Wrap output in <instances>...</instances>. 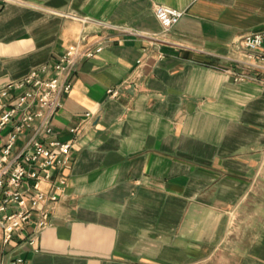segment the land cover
<instances>
[{
	"label": "crops",
	"instance_id": "1",
	"mask_svg": "<svg viewBox=\"0 0 264 264\" xmlns=\"http://www.w3.org/2000/svg\"><path fill=\"white\" fill-rule=\"evenodd\" d=\"M158 5L185 14L166 30ZM262 29L264 0L0 1V92L79 52L47 138L73 144L65 190L36 244L0 236V256L264 264V71L239 44Z\"/></svg>",
	"mask_w": 264,
	"mask_h": 264
},
{
	"label": "built area",
	"instance_id": "2",
	"mask_svg": "<svg viewBox=\"0 0 264 264\" xmlns=\"http://www.w3.org/2000/svg\"><path fill=\"white\" fill-rule=\"evenodd\" d=\"M155 14L163 28L169 30L185 12L158 5ZM239 44L248 50V64L264 71V29L246 34ZM78 58V50L71 47L59 62L32 70L0 92V99L7 100L0 114V236L5 246L11 245L17 236L34 246L38 234L50 223V213L42 204L57 201L65 190L66 180L55 174L70 167L73 144L47 138L54 132L53 114L63 107L61 96L72 89L71 76ZM37 118H41L40 127L14 155L19 139L34 128ZM8 127L11 131L1 140ZM71 132L76 133L77 128ZM43 182L50 183L51 192L41 188ZM34 217L35 230L25 234ZM24 263L25 259L20 256L12 257L9 262L0 256V264Z\"/></svg>",
	"mask_w": 264,
	"mask_h": 264
}]
</instances>
